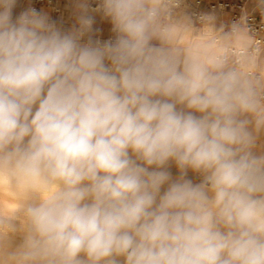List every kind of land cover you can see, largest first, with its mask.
<instances>
[{
	"label": "clouds",
	"instance_id": "clouds-1",
	"mask_svg": "<svg viewBox=\"0 0 264 264\" xmlns=\"http://www.w3.org/2000/svg\"><path fill=\"white\" fill-rule=\"evenodd\" d=\"M16 3L0 0V177L23 195L0 249L17 219L26 234L0 264H264V79L174 38L195 30L179 0H102L105 42L86 0L72 33L35 9L13 22Z\"/></svg>",
	"mask_w": 264,
	"mask_h": 264
},
{
	"label": "crops",
	"instance_id": "crops-1",
	"mask_svg": "<svg viewBox=\"0 0 264 264\" xmlns=\"http://www.w3.org/2000/svg\"><path fill=\"white\" fill-rule=\"evenodd\" d=\"M211 1L212 0H205V5L209 4ZM223 1L233 2V0ZM81 2H83V0H62L54 6H40L36 11L45 15L49 21L54 22L55 27L62 33H72L80 28L78 17L80 15L79 4ZM86 3L89 9V15L94 18V23L92 25L93 38L101 42L110 40L115 41L116 33L113 31V24L110 18H106L103 15L102 10H100L101 4H98L95 8L91 9L90 7L93 4V0H86ZM258 7L257 0H247L244 10L246 13H254ZM29 9H32L31 0H17L16 6L12 12V21L15 22L23 12ZM236 12L237 11L234 8L212 11L208 14L206 20L202 24H197L194 20H192L188 12L175 11V20L187 22L195 30L190 32H177L174 34V38H177L183 45L211 41L212 49L217 55L222 54L226 45L232 44L236 46H247L251 42V38L243 28H239V32L230 38H221L223 34L229 33L227 26ZM85 42V40H81V44H84ZM152 43L158 44L159 42L153 40ZM105 64L110 66V61L106 60ZM258 68L264 75V65L262 61L258 62ZM177 107L178 109L189 111L184 108L183 105H178ZM193 114L197 116L201 115L200 113ZM246 118L250 120L252 119L250 116H247ZM249 127L251 130L252 125ZM254 134L257 139L252 151L256 155H264V129H261L259 132H255ZM152 168H155V166H152ZM152 168H150V170H152ZM163 170L170 173L169 183L179 179L181 176V170L173 160L168 161ZM184 178L191 180V182L195 185L203 181L204 174L187 169ZM168 186L169 184L166 183L161 187V195L167 190ZM22 195L23 193L20 190L13 189L10 186L6 177H0V209L7 211L16 209L18 207V201L21 199ZM14 223L16 224V231L8 234L7 238L3 242L4 247L0 249V252H2L5 256L17 251L24 243L26 230L23 226L22 218L17 219ZM79 259H86V257L83 253H81ZM116 259L119 264H125L124 257H117ZM101 264H104V262L102 261Z\"/></svg>",
	"mask_w": 264,
	"mask_h": 264
},
{
	"label": "built area",
	"instance_id": "built-area-1",
	"mask_svg": "<svg viewBox=\"0 0 264 264\" xmlns=\"http://www.w3.org/2000/svg\"><path fill=\"white\" fill-rule=\"evenodd\" d=\"M62 0H31L32 9L37 10L38 7L54 6ZM247 0H233V2H225L223 0H212L205 5V0H179V5L175 11H185L197 24H202L208 14L212 11L226 10L234 8V13L227 30L230 33L233 27L243 28L250 36L251 42L247 46L226 45L221 55L227 53L234 58L245 72L258 74L264 79L263 73L258 68V62L262 61L264 65V14L260 7L254 13L245 12V4ZM102 0H93L91 9L101 4ZM245 59L249 62L245 63Z\"/></svg>",
	"mask_w": 264,
	"mask_h": 264
},
{
	"label": "rangeland",
	"instance_id": "rangeland-1",
	"mask_svg": "<svg viewBox=\"0 0 264 264\" xmlns=\"http://www.w3.org/2000/svg\"><path fill=\"white\" fill-rule=\"evenodd\" d=\"M133 158H135V157H133ZM138 163H140V161H138Z\"/></svg>",
	"mask_w": 264,
	"mask_h": 264
}]
</instances>
